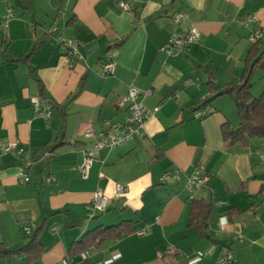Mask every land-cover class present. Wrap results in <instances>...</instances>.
I'll list each match as a JSON object with an SVG mask.
<instances>
[{
	"label": "crops",
	"instance_id": "1",
	"mask_svg": "<svg viewBox=\"0 0 264 264\" xmlns=\"http://www.w3.org/2000/svg\"><path fill=\"white\" fill-rule=\"evenodd\" d=\"M123 1L128 10L118 0H0V242L19 249L42 225L38 259L0 264H222L224 249L233 264H264V143L227 144L221 126H238L236 106L228 95L213 98V86L241 81L250 38L264 42V0ZM190 27L197 41L167 55L169 35ZM61 39L77 42L79 60L66 58ZM130 87L152 91L140 101L152 113L143 134L100 149L83 177L92 144L84 132L101 136L123 121L117 103ZM249 91L264 96V67ZM33 99L50 109L47 120ZM11 143L22 153L4 152ZM199 170L207 183L190 193ZM98 190L109 201L103 212L90 207ZM192 200L212 201L206 226L191 222ZM120 222L134 232L96 248L75 244Z\"/></svg>",
	"mask_w": 264,
	"mask_h": 264
},
{
	"label": "built area",
	"instance_id": "2",
	"mask_svg": "<svg viewBox=\"0 0 264 264\" xmlns=\"http://www.w3.org/2000/svg\"><path fill=\"white\" fill-rule=\"evenodd\" d=\"M118 5L122 7L124 10L129 9V4L124 2L123 0H118ZM180 14H176L173 16V23H178L181 19ZM250 22V19H245L244 21ZM257 35H253L250 40L251 42L257 40ZM198 39V34L194 27L186 28L183 30L172 32L166 42V45L163 47V51L167 55H176L179 51L189 48V46L196 42ZM60 47L62 51L65 53L66 58L73 62L75 60H79L80 56L78 54L77 42L73 39L67 40H59ZM111 70L110 65L106 66V73H109ZM152 91H141L136 89L135 87H130L125 96L120 98L117 103V107L119 109H125L127 111V116L123 121L113 122L108 125L107 130L101 135L96 136L92 129H87L84 132V137L88 140L92 141L91 147L84 151V158L81 165V173L83 177H87L88 171L92 164V160L97 152L105 147L113 148L121 145L124 141L130 139L133 136H141L143 134V130L147 120L152 115L151 112L146 110L141 104V99L145 96L151 95ZM32 106L34 107L36 113L42 117L44 120H47L51 111L49 108L42 110L39 106V101L37 99L32 100ZM197 117L201 116L199 112ZM4 152H10L13 149L16 150V154L22 153V148L17 147L16 143H11L2 146ZM48 152L47 155H50ZM19 176L22 178V182H28V177L24 173V170L20 171ZM178 177L177 171L174 173H166L161 178L160 181L171 182ZM208 176L202 171H196L192 176H190L186 183V190L188 192H192L193 190L202 187L207 183ZM126 191L125 188L117 187V192L122 194ZM109 201L103 195V193L98 190L93 195V198L90 203V207L93 210L103 212L108 207ZM147 227L139 232V234H144L146 232ZM53 231L57 230V228L52 229ZM24 232L26 234L30 233L29 228H24ZM168 254H174L175 250L170 247L167 250ZM202 253L198 252L197 257L194 260H199L202 257ZM81 259L86 260L88 258V251H84L81 253ZM220 261L222 264H233L234 258L230 250L224 249L221 253ZM58 264H69L67 260H62ZM100 264V263H97Z\"/></svg>",
	"mask_w": 264,
	"mask_h": 264
},
{
	"label": "trees",
	"instance_id": "3",
	"mask_svg": "<svg viewBox=\"0 0 264 264\" xmlns=\"http://www.w3.org/2000/svg\"><path fill=\"white\" fill-rule=\"evenodd\" d=\"M246 63L247 65L239 83H229L223 87L213 86V98L228 95L233 99L236 106V113L239 119L238 126L231 128L227 122L221 126L222 138L229 145L238 141H245L247 138H258L264 143V96L255 98L249 91L251 75L254 70L264 67V42H260V40L251 42ZM209 84H211V81H209ZM203 103L207 104L208 101ZM212 205L211 200H192L191 222L197 226H206ZM132 225L133 223L131 222H120L119 224L103 228L96 226L75 244L81 245L83 250L96 248L106 238H118L122 235L133 233ZM41 230L42 225L35 230L33 235L28 237L26 244L19 249H9L0 242V257L8 258L24 254L26 255L27 263L38 259L41 253L38 241Z\"/></svg>",
	"mask_w": 264,
	"mask_h": 264
}]
</instances>
